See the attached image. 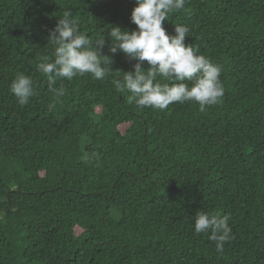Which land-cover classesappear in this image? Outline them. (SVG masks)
Listing matches in <instances>:
<instances>
[{
    "label": "trees",
    "instance_id": "16d2710c",
    "mask_svg": "<svg viewBox=\"0 0 264 264\" xmlns=\"http://www.w3.org/2000/svg\"><path fill=\"white\" fill-rule=\"evenodd\" d=\"M134 7L0 0V264H264V0H187L164 22L222 67V103L204 112L129 104L114 83L134 70L123 53L103 80L58 79L66 95L49 107L37 57L54 59L63 13L95 41L136 30ZM18 73L37 93L24 106L10 91ZM198 211L228 218L223 253L195 233Z\"/></svg>",
    "mask_w": 264,
    "mask_h": 264
},
{
    "label": "clouds",
    "instance_id": "9594fccd",
    "mask_svg": "<svg viewBox=\"0 0 264 264\" xmlns=\"http://www.w3.org/2000/svg\"><path fill=\"white\" fill-rule=\"evenodd\" d=\"M186 3L187 0H135L131 22L136 30L112 27L107 38L101 36L95 41L80 30L73 13L65 11L48 37L54 59L37 57V70L46 76L48 90L53 94L49 107L54 108L56 101L66 95L63 85L56 87L58 79L71 81L91 74L94 79L103 80L113 72L110 66L118 53L135 63L133 71L123 73L122 79L114 82L116 89L130 93L127 102L137 108L165 110L173 103L189 102L197 103L204 112L207 107L222 103L225 94L220 80L222 67L198 55L196 47L186 46L185 38L190 31L187 26L175 24L173 35L167 34L163 27L169 15L183 10ZM105 47L111 55L104 54ZM158 78L175 83H161ZM10 91L21 106L37 94L31 77L23 73L15 76ZM194 229L198 235L210 232L209 239L215 242L218 253H223L224 245L232 238L226 216L198 211Z\"/></svg>",
    "mask_w": 264,
    "mask_h": 264
},
{
    "label": "rangeland",
    "instance_id": "374dc122",
    "mask_svg": "<svg viewBox=\"0 0 264 264\" xmlns=\"http://www.w3.org/2000/svg\"><path fill=\"white\" fill-rule=\"evenodd\" d=\"M122 131H123V132L125 131V127L122 129Z\"/></svg>",
    "mask_w": 264,
    "mask_h": 264
}]
</instances>
